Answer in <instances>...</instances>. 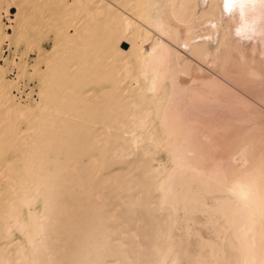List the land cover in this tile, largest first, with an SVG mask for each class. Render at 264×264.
<instances>
[{"label":"bare ground","instance_id":"1","mask_svg":"<svg viewBox=\"0 0 264 264\" xmlns=\"http://www.w3.org/2000/svg\"><path fill=\"white\" fill-rule=\"evenodd\" d=\"M6 39L0 264H264V0H0Z\"/></svg>","mask_w":264,"mask_h":264},{"label":"rangeland","instance_id":"2","mask_svg":"<svg viewBox=\"0 0 264 264\" xmlns=\"http://www.w3.org/2000/svg\"><path fill=\"white\" fill-rule=\"evenodd\" d=\"M16 12V9L14 7H12L10 9V18H14V13ZM5 22H6V30L11 33L12 31V28H11V23L6 19L4 18L3 19ZM42 46L45 48V49H50L51 46H52V41L50 39H44L42 42H41ZM1 47V55L3 57V60H1V63L2 62H5V67L8 68V76L12 77V76H15V73L16 71L15 70H10V65H11V62H12V59L14 58L15 60H19V56H21L20 52L24 50V48H20V52L16 49L14 43L10 40V39H6L4 40V42L1 43L0 45ZM35 57L34 53L30 54V56H28V58H25L27 59V63H30L32 64V60L33 58ZM28 91V90H27ZM16 93V92H15ZM31 102L32 104H35L38 102V96L36 94H33V96L31 97Z\"/></svg>","mask_w":264,"mask_h":264}]
</instances>
